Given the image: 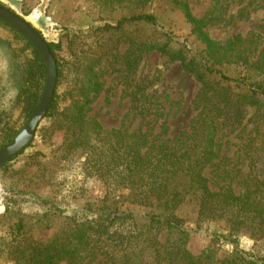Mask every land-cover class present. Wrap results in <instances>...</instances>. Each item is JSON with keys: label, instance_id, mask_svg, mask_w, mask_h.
<instances>
[{"label": "trees", "instance_id": "obj_1", "mask_svg": "<svg viewBox=\"0 0 264 264\" xmlns=\"http://www.w3.org/2000/svg\"><path fill=\"white\" fill-rule=\"evenodd\" d=\"M128 1L124 5L131 4L134 11L96 27L100 35L108 36L86 57L61 62L56 52L60 44L47 42L55 59L56 85L44 118L64 131L62 158L76 154L83 159L86 174L106 187V195L126 190L128 203L142 211L120 208L115 201L88 209L91 215L72 213L44 239L35 235L19 210L21 217L0 235V264H100V258L110 264H264V254L257 250L258 243H264V17L246 36L236 33L219 41L206 29L228 18L232 0H209L201 16H195L185 0H167L189 26L193 40L188 43L146 11L154 0ZM258 2L264 8V0ZM125 24H143L152 34L128 35V47L119 54ZM0 44L19 73L11 104L0 106L2 148L20 130L4 117L16 108L22 123L28 120L39 103L46 67L25 36L2 20ZM151 51L178 62L200 84L194 100L197 114L172 137L166 136L167 97L152 93L151 81L138 76ZM112 53L120 77L135 80L130 111L143 119L152 117L153 122L164 115L158 133L142 126L105 129L96 119L86 118L102 88L103 72L97 66ZM231 68L234 75L228 73ZM250 109L253 125L245 133ZM222 130L245 136L233 163L218 160ZM39 203L42 208L47 205ZM189 207L193 218L185 211ZM48 208L44 213L50 212ZM9 211L10 205L4 204V213ZM202 229L209 237L208 246L194 250L191 236ZM243 235L253 241L254 249L239 247ZM224 245L232 249L227 252Z\"/></svg>", "mask_w": 264, "mask_h": 264}, {"label": "rangeland", "instance_id": "obj_2", "mask_svg": "<svg viewBox=\"0 0 264 264\" xmlns=\"http://www.w3.org/2000/svg\"><path fill=\"white\" fill-rule=\"evenodd\" d=\"M195 16H201L207 8L209 0H185ZM128 0H0V3L25 19L47 42L59 43L56 51L61 62L67 60L74 63L79 57H86L88 50H98L108 34L100 35L96 27L104 22L114 23L120 18L134 11ZM259 3V4H257ZM262 2L258 0H232L228 18L219 24L207 27L211 38L224 41L233 34L246 36L264 17ZM122 4V6H120ZM155 14L159 23L173 32L182 40L187 38L190 43L193 37L189 26L184 22L177 10H171L167 0H154L152 6L146 9ZM125 38L117 46L118 53H123L128 47L126 37L138 35L146 38L151 36L152 29L143 24H125L123 26ZM264 44V40L261 45ZM258 46V48L261 47ZM114 54L101 59L97 68L103 72L102 88L96 95L86 118L96 119L105 129L128 127L134 129L151 127L153 133L160 131V125L165 116L167 126L166 136L172 137L187 127L191 119L197 114L194 100L200 89V84L193 75L183 71L178 62H170L166 56L157 52H148L139 67V75L151 81L150 91L162 99L164 115L153 122L152 117L141 118L130 111V91L135 80L120 77L113 65ZM234 75L236 71L229 69ZM19 83V73L15 61L8 55L0 44V106L5 109L15 95ZM62 93L63 86H59ZM41 98V97H40ZM10 101V102H9ZM11 104V103H10ZM10 107L8 106V109ZM253 109L247 115L246 131L252 128L250 119ZM9 116L4 117L11 123V127L19 129L24 126L18 109H12ZM29 119V118H28ZM19 130V131H20ZM64 131L50 126L48 119L40 121L34 138L21 153L14 155L7 164L0 167V235L4 230L12 227L21 210L23 218L29 227L35 230V235L46 238L57 228L63 226L64 217L75 213L91 215L90 211L108 205L115 201L120 208L132 209L140 213L142 209L128 203L126 190L107 193L106 187L95 177L86 174L82 166V158L69 155L62 158L60 145ZM220 136V150L218 160L233 163L244 134L239 131ZM12 141V140H11ZM1 149V148H0ZM210 169H206V173ZM246 171V170H245ZM238 191V188L235 187ZM106 196V197H105ZM47 205L40 206V201ZM4 204H9L11 211L4 213ZM52 205V207H51ZM50 207V208H48ZM49 209L50 212L44 213ZM191 207L185 209L191 218L194 213ZM194 225H191L193 228ZM214 225H209L212 229ZM209 237L203 229L191 236L190 246L194 250L207 247ZM253 241L247 236L239 237V247L244 250L254 249ZM257 250L264 254V243H258ZM223 250L229 252L231 245H224ZM100 258V264H110ZM57 264H65L59 262Z\"/></svg>", "mask_w": 264, "mask_h": 264}, {"label": "water", "instance_id": "obj_3", "mask_svg": "<svg viewBox=\"0 0 264 264\" xmlns=\"http://www.w3.org/2000/svg\"><path fill=\"white\" fill-rule=\"evenodd\" d=\"M0 20L14 28L33 45L46 67V80L39 103L27 122L10 143L0 149V165L9 161L14 155L25 149L34 138L40 121L51 104L56 85V64L47 41L36 32L25 19L0 5Z\"/></svg>", "mask_w": 264, "mask_h": 264}]
</instances>
